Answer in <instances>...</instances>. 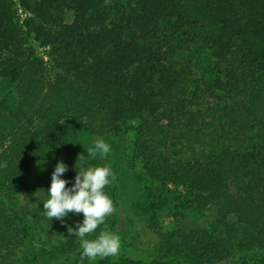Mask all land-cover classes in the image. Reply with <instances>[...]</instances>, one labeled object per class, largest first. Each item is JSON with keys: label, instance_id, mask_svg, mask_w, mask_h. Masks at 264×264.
Segmentation results:
<instances>
[{"label": "trees", "instance_id": "trees-1", "mask_svg": "<svg viewBox=\"0 0 264 264\" xmlns=\"http://www.w3.org/2000/svg\"><path fill=\"white\" fill-rule=\"evenodd\" d=\"M204 54L212 77L193 78ZM0 84V258L29 246V216L56 220L43 203L59 161L68 187L81 153L115 173L70 120L96 136L134 131L131 166L183 189L178 216L204 222L165 238L166 257L148 250L154 233L134 243L116 229L119 254L92 264H264V0H0ZM117 184L104 190L114 217ZM60 229L78 264L82 249Z\"/></svg>", "mask_w": 264, "mask_h": 264}, {"label": "rangeland", "instance_id": "rangeland-1", "mask_svg": "<svg viewBox=\"0 0 264 264\" xmlns=\"http://www.w3.org/2000/svg\"><path fill=\"white\" fill-rule=\"evenodd\" d=\"M129 2L132 0H124ZM18 15L20 19L25 17L26 13L22 8H18ZM39 54L49 62V49L43 46H37ZM209 56L204 54L201 59L200 68L197 75L193 78H200L207 75V79L212 75L207 74L209 67ZM253 81V84H256ZM258 85H260L258 83ZM190 91L196 86L192 81L189 82ZM1 88V84H0ZM219 92H217L218 94ZM65 130L72 131L79 135L81 139L90 147L97 138H103L105 142L111 146V154L113 155V162L115 168L116 182L120 190V209L115 217L110 216L106 222L100 225L94 233L87 235L85 239H96L101 231L112 233L114 230L123 232L127 239L137 243V233L146 234L150 231L154 233L156 239L148 248L150 252L157 256H169L174 250L171 247H160L165 238L175 237L178 235H186L190 228H196V225H202V220L195 216L181 219L178 216V211L174 207L173 199L176 195L184 194L185 191L179 187L160 186V184L149 179L147 174L142 169L141 163H137L134 167L131 166V159L133 154V146L135 139V132L128 131L127 133L114 136L104 135L96 136L84 130V125L80 123L78 126L73 124L70 120L64 121ZM110 198L111 193H106ZM21 202H23L21 200ZM29 235L30 243L27 247H22L15 252V254L5 255L0 258V264H34L32 254H28L26 250L34 248L42 257L43 264H72L65 261L63 243L64 230L60 229L61 225L65 227H75L76 224L82 223L83 217L76 216L68 219L66 223L60 220H55L50 223L47 220H35L29 216ZM130 218L135 220L136 226L130 223ZM185 237V236H184ZM70 248H81L80 238L73 235V243ZM67 255V254H66ZM90 262V263H89ZM78 264H92L91 261L80 260Z\"/></svg>", "mask_w": 264, "mask_h": 264}, {"label": "clouds", "instance_id": "clouds-1", "mask_svg": "<svg viewBox=\"0 0 264 264\" xmlns=\"http://www.w3.org/2000/svg\"><path fill=\"white\" fill-rule=\"evenodd\" d=\"M111 150L110 144L103 138H97L86 152L89 158L103 159ZM87 163L85 156L78 154L75 169L79 165L80 171H76L72 187L67 186L68 180L61 178L68 171V166L62 160L56 164L47 190L49 199L43 203V212L48 219L60 220L62 223L69 213L82 214V223L78 222L75 227L68 226V235L80 238L81 260L87 258L95 261L97 258L116 256L120 252L121 240L117 234L101 231L96 239H85L116 211L113 200L104 191L115 181L116 176L110 167H85Z\"/></svg>", "mask_w": 264, "mask_h": 264}]
</instances>
